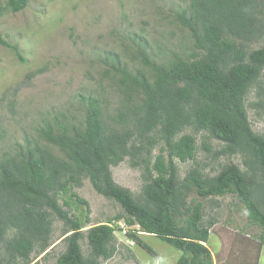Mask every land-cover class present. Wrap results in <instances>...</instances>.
<instances>
[{
    "label": "trees",
    "instance_id": "trees-1",
    "mask_svg": "<svg viewBox=\"0 0 264 264\" xmlns=\"http://www.w3.org/2000/svg\"><path fill=\"white\" fill-rule=\"evenodd\" d=\"M3 1L0 10L12 13L29 3L5 0L3 7ZM177 19L192 42L188 57L173 53L160 63L144 38L131 37L140 65L131 66L110 52L101 59V80L108 79L121 95L112 115L101 94L82 95L83 120L54 115L37 129L43 144L26 139L0 154V244L8 262L30 264L34 252L49 249L52 213L65 225L66 249L56 264H101L114 256V232L123 215L116 217V226L97 224L83 230L59 205L58 195L81 186L84 179L121 206L126 226L139 225L179 250L177 264H214L204 244L215 221L205 222L202 201L189 200L194 192L205 199L233 194L261 228L264 244V135L254 131L246 108L250 90L264 73V46L251 47L264 39V0H190ZM0 45L25 62L19 48L1 33ZM188 128L203 134L201 145L186 133ZM212 140L220 144L219 150L212 151ZM158 146L161 153L154 158ZM200 149L218 160L240 157L244 168L230 162L210 176L197 164L181 180L175 160L195 161ZM127 159L132 168L142 170L138 197L114 179L112 168ZM10 230L15 236L8 241ZM82 241L87 242L88 256Z\"/></svg>",
    "mask_w": 264,
    "mask_h": 264
},
{
    "label": "rangeland",
    "instance_id": "rangeland-1",
    "mask_svg": "<svg viewBox=\"0 0 264 264\" xmlns=\"http://www.w3.org/2000/svg\"><path fill=\"white\" fill-rule=\"evenodd\" d=\"M189 3L190 0H29L28 6L18 13L0 10V33L25 58L22 62L14 51L0 45V154L16 144H25L26 139L43 144L37 129L54 115L66 113L83 120V107L79 105L82 95L101 94L107 102V113L112 115L121 95L112 82L101 80L103 70L99 62L110 52L120 55L131 66L140 65L133 56L131 37L144 38L160 63L171 59L173 53L188 57L192 42L177 17ZM5 5L4 0L2 6ZM263 46L264 39L251 47ZM29 75L34 76L29 78ZM246 108L254 131L264 135V73L250 90ZM186 133L194 134L201 145L202 133L195 134L189 128ZM210 144L213 152L219 150L217 141ZM50 148L62 156L57 148ZM160 153L158 146L153 151L154 158ZM175 162L181 180L197 164L210 176L230 162L244 168L240 157L218 160L202 149L195 161L184 163L176 159ZM112 171L117 184L129 189L135 197L141 194L144 181L140 168H132L127 159ZM193 199L203 202L205 222L215 221L206 246L214 264H264L261 228L250 221L245 206L233 194L205 199L194 192L189 197L190 201ZM58 201L72 218L81 222L83 230L97 224L116 226L118 215H123L121 222L127 218L121 206L98 194L88 179L81 186L61 192ZM51 219L50 247L42 254L34 252L30 264H56L66 249L62 242L64 222L54 213ZM117 227L116 253L101 264H177L182 253L167 241L142 234L145 232L139 225L125 226L127 230H139L130 235L124 234L120 225ZM134 235L157 255L138 243ZM14 236L15 231L10 230L6 240ZM82 246L88 256L87 242L82 241ZM20 263L8 262L6 249L0 244V264Z\"/></svg>",
    "mask_w": 264,
    "mask_h": 264
},
{
    "label": "built area",
    "instance_id": "built-area-1",
    "mask_svg": "<svg viewBox=\"0 0 264 264\" xmlns=\"http://www.w3.org/2000/svg\"><path fill=\"white\" fill-rule=\"evenodd\" d=\"M119 225L122 227V229H123V233H124V234H126V233L129 232V229H128V230L125 229L126 224H125L124 222H120ZM132 243H133L132 245H134L135 242L132 241Z\"/></svg>",
    "mask_w": 264,
    "mask_h": 264
},
{
    "label": "clouds",
    "instance_id": "clouds-1",
    "mask_svg": "<svg viewBox=\"0 0 264 264\" xmlns=\"http://www.w3.org/2000/svg\"><path fill=\"white\" fill-rule=\"evenodd\" d=\"M109 225H113V224H109ZM139 228H140V226H139ZM140 231H141V230H140ZM210 232H211V231H210ZM135 233H139V230H138V232L135 231ZM142 234L149 235V234H147V233H142ZM210 234H211V233H210ZM204 245L207 246L206 243H205Z\"/></svg>",
    "mask_w": 264,
    "mask_h": 264
},
{
    "label": "crops",
    "instance_id": "crops-1",
    "mask_svg": "<svg viewBox=\"0 0 264 264\" xmlns=\"http://www.w3.org/2000/svg\"><path fill=\"white\" fill-rule=\"evenodd\" d=\"M264 244H262V248H263ZM258 264H261L260 262Z\"/></svg>",
    "mask_w": 264,
    "mask_h": 264
}]
</instances>
